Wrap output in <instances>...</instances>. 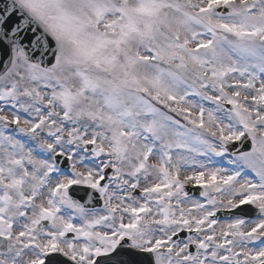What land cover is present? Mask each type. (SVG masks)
I'll list each match as a JSON object with an SVG mask.
<instances>
[{
  "label": "snow or ice",
  "instance_id": "1",
  "mask_svg": "<svg viewBox=\"0 0 264 264\" xmlns=\"http://www.w3.org/2000/svg\"><path fill=\"white\" fill-rule=\"evenodd\" d=\"M0 264H264V0H0Z\"/></svg>",
  "mask_w": 264,
  "mask_h": 264
}]
</instances>
